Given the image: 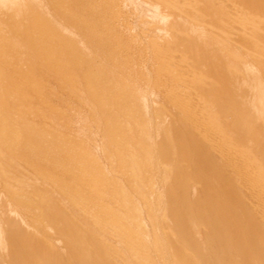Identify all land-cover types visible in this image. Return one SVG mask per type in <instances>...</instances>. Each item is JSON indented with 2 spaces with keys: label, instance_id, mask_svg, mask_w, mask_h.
Listing matches in <instances>:
<instances>
[{
  "label": "bare ground",
  "instance_id": "bare-ground-1",
  "mask_svg": "<svg viewBox=\"0 0 264 264\" xmlns=\"http://www.w3.org/2000/svg\"><path fill=\"white\" fill-rule=\"evenodd\" d=\"M142 2L0 0L70 31L77 153L38 219L0 189L1 264H264V0Z\"/></svg>",
  "mask_w": 264,
  "mask_h": 264
},
{
  "label": "rangeland",
  "instance_id": "rangeland-1",
  "mask_svg": "<svg viewBox=\"0 0 264 264\" xmlns=\"http://www.w3.org/2000/svg\"><path fill=\"white\" fill-rule=\"evenodd\" d=\"M123 1L124 7L134 6L141 15L153 11L142 0H127L131 4ZM12 10L0 8V12L6 13ZM22 10L31 12L30 8ZM47 34L34 29L0 30V189L32 219L40 217L36 203L29 196L34 184H74L73 166L77 154L72 86L75 63L70 31L55 28L51 39L35 36ZM140 98L144 102L143 97ZM85 114L83 105L78 117L81 125L86 122ZM221 184L224 188L225 184ZM6 218L38 238L17 216L7 214ZM236 222L234 220V226L239 228ZM259 238L262 244L263 237Z\"/></svg>",
  "mask_w": 264,
  "mask_h": 264
}]
</instances>
